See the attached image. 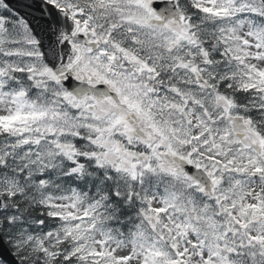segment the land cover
Wrapping results in <instances>:
<instances>
[{"label": "snow or ice", "instance_id": "1", "mask_svg": "<svg viewBox=\"0 0 264 264\" xmlns=\"http://www.w3.org/2000/svg\"><path fill=\"white\" fill-rule=\"evenodd\" d=\"M0 264H264V0H0Z\"/></svg>", "mask_w": 264, "mask_h": 264}, {"label": "water", "instance_id": "2", "mask_svg": "<svg viewBox=\"0 0 264 264\" xmlns=\"http://www.w3.org/2000/svg\"><path fill=\"white\" fill-rule=\"evenodd\" d=\"M13 2H14V0H13Z\"/></svg>", "mask_w": 264, "mask_h": 264}]
</instances>
